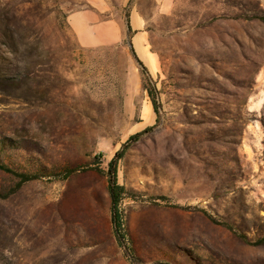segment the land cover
Instances as JSON below:
<instances>
[{
	"label": "rangeland",
	"instance_id": "obj_1",
	"mask_svg": "<svg viewBox=\"0 0 264 264\" xmlns=\"http://www.w3.org/2000/svg\"><path fill=\"white\" fill-rule=\"evenodd\" d=\"M0 164V264H264V0H0Z\"/></svg>",
	"mask_w": 264,
	"mask_h": 264
},
{
	"label": "trees",
	"instance_id": "obj_2",
	"mask_svg": "<svg viewBox=\"0 0 264 264\" xmlns=\"http://www.w3.org/2000/svg\"><path fill=\"white\" fill-rule=\"evenodd\" d=\"M127 30L131 31V28L129 24H127ZM141 64V63H140ZM142 68V73L145 74V68L141 65ZM152 104H153V109L154 112L157 113V103L155 98L152 95L151 90L149 91ZM149 130L147 128L145 132ZM141 135V133H136L128 138V142L135 141L138 139V137ZM126 144L123 145V149L120 151H117L114 155V157L111 159V161L108 163V169H107V194L109 198V203H110V222L112 226V232L114 235V238L117 242L118 245H120L123 249H126L125 244L123 243L124 241V233L122 229L123 225V218H122V213L120 210V202L121 200L125 197L127 194L123 186L119 185L117 182V162L119 159H121L123 151L126 147ZM0 170L15 174L11 169L8 167L0 164ZM73 171L72 170H66L63 174V176L66 178L68 177ZM21 178V182H28L30 180H34L37 178L38 175H31V174H26L22 173L19 175ZM261 242H264V238L261 240ZM163 264H168V263H163Z\"/></svg>",
	"mask_w": 264,
	"mask_h": 264
},
{
	"label": "crops",
	"instance_id": "obj_3",
	"mask_svg": "<svg viewBox=\"0 0 264 264\" xmlns=\"http://www.w3.org/2000/svg\"><path fill=\"white\" fill-rule=\"evenodd\" d=\"M136 43H138V45L141 46V45H140V41L137 40V39L135 40V44H136Z\"/></svg>",
	"mask_w": 264,
	"mask_h": 264
},
{
	"label": "bare ground",
	"instance_id": "obj_4",
	"mask_svg": "<svg viewBox=\"0 0 264 264\" xmlns=\"http://www.w3.org/2000/svg\"><path fill=\"white\" fill-rule=\"evenodd\" d=\"M42 262V261H41Z\"/></svg>",
	"mask_w": 264,
	"mask_h": 264
}]
</instances>
